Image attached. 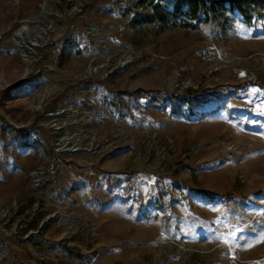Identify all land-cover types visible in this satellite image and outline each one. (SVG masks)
Listing matches in <instances>:
<instances>
[{"label":"rangeland","instance_id":"374dc122","mask_svg":"<svg viewBox=\"0 0 264 264\" xmlns=\"http://www.w3.org/2000/svg\"><path fill=\"white\" fill-rule=\"evenodd\" d=\"M175 1L0 0V264H264V12Z\"/></svg>","mask_w":264,"mask_h":264},{"label":"trees","instance_id":"16d2710c","mask_svg":"<svg viewBox=\"0 0 264 264\" xmlns=\"http://www.w3.org/2000/svg\"><path fill=\"white\" fill-rule=\"evenodd\" d=\"M238 12L247 25L253 17H260L264 12V0H176L172 10L155 3L151 12L137 14L131 19V26H156L159 32L174 28L196 29L200 24L226 22L227 13ZM173 104L186 103L190 108L199 100L192 97L165 95ZM206 100V99H205ZM174 112L179 110L174 109ZM204 197L215 199L216 196L205 192Z\"/></svg>","mask_w":264,"mask_h":264}]
</instances>
